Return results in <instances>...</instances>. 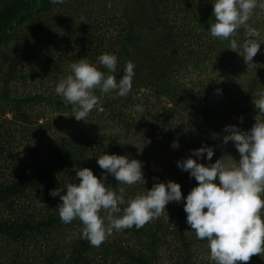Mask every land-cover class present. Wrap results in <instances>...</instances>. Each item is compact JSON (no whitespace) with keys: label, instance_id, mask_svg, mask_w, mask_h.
<instances>
[{"label":"trees","instance_id":"trees-1","mask_svg":"<svg viewBox=\"0 0 264 264\" xmlns=\"http://www.w3.org/2000/svg\"><path fill=\"white\" fill-rule=\"evenodd\" d=\"M213 4L214 0H64L55 4L52 0H0V264L196 262L192 248L202 240L185 235L188 223L183 199L172 202L170 214L176 223L171 230L163 231L158 220H151L139 229H114L111 237L94 247L82 238L83 224L79 219L67 224L61 221L56 209L62 201L50 193L68 183L78 184L77 171L88 168L119 195V188L125 185L99 167L98 157L126 155L125 142L137 125L150 126L157 134H169L171 121L178 115L174 110L194 117L205 128L194 148H213L212 161L223 153L228 121L238 117L242 120L240 129L243 124L253 127L258 115L253 98H259L264 91V43L260 57L244 71L245 29H237L229 40L212 37ZM25 32V45L20 46L17 34ZM39 36L45 38L47 47L52 45L50 50ZM231 39L237 40V52L229 49ZM258 39L264 40L261 36ZM24 53L38 57L40 63L31 65L28 73L20 64L10 83L6 78L10 63ZM105 53L117 57L116 71L111 73L117 82L127 62L135 65L132 89L124 97L115 91L102 95L94 90L100 97L98 105L85 121H77L72 106L55 93L59 81L72 73H63L58 63L72 64L86 58L108 74L109 70L98 63V57ZM137 53H149L150 65L139 63ZM212 64L219 67V72L225 71L223 83L235 77L238 70L242 72L245 82L239 86L238 94L221 98L218 103L199 99L198 93L190 95L182 75L206 72ZM217 82L218 79L210 82L200 93L209 96ZM21 84L29 89H20ZM51 84L52 93L33 88ZM137 105L144 111H136ZM163 108L168 109L162 114ZM46 109L50 111L46 113ZM159 114L162 119L156 123ZM93 121L90 136L82 138L72 132ZM104 123H115L121 135H107ZM21 146L26 147L24 154L17 153ZM200 159H208L207 154L203 158L196 156L197 162ZM187 178L184 173L173 172L171 181L181 186L182 197ZM125 192L124 195H136L133 188ZM64 194L66 189L61 192ZM124 199L122 210L128 197ZM100 215L105 214L101 211ZM126 234L128 243L122 240ZM168 235L179 244V255L161 253L160 240Z\"/></svg>","mask_w":264,"mask_h":264},{"label":"clouds","instance_id":"clouds-1","mask_svg":"<svg viewBox=\"0 0 264 264\" xmlns=\"http://www.w3.org/2000/svg\"><path fill=\"white\" fill-rule=\"evenodd\" d=\"M63 2L52 0L54 4ZM257 7L264 9V0H214L213 4L215 22L210 27L211 36L229 40L243 26L246 39L242 56L248 68L264 43L258 39L260 32L248 25ZM238 47L237 40L231 39L229 49L237 52ZM98 63L109 70L108 74L98 70L86 58L79 59L70 66L72 74L61 79L55 88L66 105L72 106L77 121H85L98 105L100 97L94 90L98 89L102 95L115 91L124 97L132 89L135 65L131 61L127 62L119 82L111 74L117 67L115 55L102 54ZM258 96L253 98L258 115L250 131H241L236 126L224 129L228 135L224 136L223 142H234L240 154L238 162L230 156L209 166L192 158L178 162V167L189 172L198 184L186 198L187 223L197 239L207 240L210 259L215 264H249L253 256L264 253V219L261 217L264 210V91ZM136 111L143 112L144 109L137 105ZM205 153L210 161L214 149L205 146L193 154L203 158ZM97 163L121 185L146 183L138 160L103 154ZM76 179L78 184L68 183L64 188L51 191L50 195L60 196L62 203L56 210L61 221L67 224L79 219L83 224L82 238L94 247H99L114 229L142 228L162 215L170 202L183 199L178 183H155L146 194L129 199L122 210L124 187L119 188L118 195L88 168L79 169ZM106 180L107 175L104 176ZM217 180L219 184L215 183ZM65 189L66 194L61 195ZM101 211L105 214L103 217ZM121 211L123 214L117 215Z\"/></svg>","mask_w":264,"mask_h":264},{"label":"rangeland","instance_id":"rangeland-1","mask_svg":"<svg viewBox=\"0 0 264 264\" xmlns=\"http://www.w3.org/2000/svg\"><path fill=\"white\" fill-rule=\"evenodd\" d=\"M248 25H251V27L257 29L260 32L261 38L264 39V9L260 7H257L256 9H254L253 15L248 21ZM243 28L244 27L241 26L238 29H243ZM38 34L39 33H36L35 35H38ZM17 35L20 39V41H18V45L24 46L25 45L24 39H26L27 33L25 32V33L17 34ZM38 39H40L41 43L44 46H46V42L43 43L45 39L44 37L39 36ZM261 41H264V40H261ZM46 48L50 50V48H52V45L48 47L46 46ZM260 51L253 58V61L257 59V57H260V54H259ZM149 55H150L149 53L143 54V55H141L140 53H137L135 56L138 58L137 61L139 63L149 66L150 65ZM36 61L40 63V59L38 57H32L28 53H24L22 55H18L14 57V59L11 61L10 66H9L8 75L6 76L7 80L10 81L11 83V79L16 76V69L19 67L20 64L24 65L23 71L28 73L31 68L30 66L36 65ZM70 66H71V63L69 61L67 63H62V64H60V62L58 63V68L62 67L63 73H67L68 71L70 72L71 71ZM246 66L247 64H245L243 67L244 71L246 70ZM226 71H230V70H226ZM244 73L246 74V72ZM185 75L186 76L182 75V79L184 80V84L185 83L187 84L190 95L194 93H198L197 97L199 99L205 98V101L210 100L211 102L215 100L216 103L220 102L221 98L222 99L229 98V96H234L238 94L239 86L241 85V83L245 82L244 81L245 78H242L243 76L242 72L238 70L236 72L235 77H233L232 75V79L229 78L225 83H223L224 81L223 79L224 77H226L225 71L223 70L219 72V67H216L214 64H212L210 69H208V71L206 72L205 71L203 73L199 72L193 76H190V74H185ZM217 79H218L217 86L214 88L213 92H210L209 96L206 94L200 93V91L204 92V89H206L210 85V82L215 83ZM37 86L40 88L36 86H34L33 88L39 90L41 93H46V92L52 93L53 91V87L51 88L52 84L46 88H43L39 85ZM19 88L29 89L22 84L19 86ZM168 107H171V105H169ZM166 109L168 108H163L161 113L162 114L165 113ZM97 110L98 112L101 111L100 108ZM46 111H47L46 113H48L50 110L46 109ZM174 111L178 115L174 118L175 119L174 121H171L172 125H171L170 132H168L169 134H165V133L157 134L156 131L152 130V128L150 126L148 127L147 125L145 126L137 125L135 129H133L132 132H130L131 134L130 133L128 134L130 135L129 136L130 138L127 139V141L125 142L127 146V152H126V155L124 156L128 157L130 160L135 159L141 162L142 172L146 180L145 184L137 183L134 185L124 186L125 191L126 190L128 191L130 190V188H133L136 192V195L135 194L134 195L132 194L124 195L128 197V200L132 199L133 197H136L137 195L146 194L148 190L152 189L155 183H165L166 184L168 181H171L173 172L175 170L179 173H184L188 175V178L183 183V191H184L183 203L184 204L186 203V198L188 194L191 192V190L194 187L198 186L197 181L195 180L194 177H191L189 172H185L181 168L178 167V162H181L187 158H192L196 160V156L193 154L195 150L194 146L196 145V139H198V137H201L205 128L203 126H199L197 120L194 117H190L180 110H174ZM160 115L161 114L158 115L159 117L158 116L156 117V123H157V119H162L160 118ZM255 118L253 119L254 123H255ZM133 119L137 120L138 118L134 116ZM65 120L67 119L66 118L63 119V123H65ZM240 122H242V120L238 119V117L233 118L232 120L228 121L230 126H236L239 129L241 127ZM104 126H105L104 132L107 135L108 134L111 136L121 135V132L115 123H109V124L104 123ZM247 126L248 127L244 126L243 124L242 128L245 131H250L251 126L248 124ZM93 127H95L94 121L91 122L89 125L86 124V126L84 128L82 127L81 130L79 131L74 130L72 132L74 133L77 132L78 135L84 138V137H88L91 135V132H92L91 128ZM242 128L240 129L241 131H243ZM135 132L136 134H134ZM223 133L225 132L223 131ZM49 142L50 141L47 139L48 145H50ZM25 152H26V147L21 146L18 149L17 153L24 154ZM225 156H226V159H227V156H230L235 161L237 162L239 161L240 154L237 151L234 142L229 141L227 144L223 145V153L220 158L214 159V161L212 160L209 161L208 159H200L197 163H201V164H204L205 166H209L210 164L215 163L217 160ZM215 183L219 184V181L217 180L215 181ZM171 211H173L172 202H170L166 206V210L163 212L162 215L152 220L154 222L158 220L160 224H162V227L164 228L163 231H166V230L169 231L171 230V228L175 227L176 222L174 221V216L170 214ZM261 217L262 219H264V210L261 211ZM177 228L178 227L174 229H177ZM185 235L188 239H192V240L194 238L196 239L195 232L192 231L190 225L188 224L185 228ZM127 239L128 240L130 239L129 236L127 234L123 235L122 240L128 243ZM159 244L162 246V247L160 246L161 248L160 251L164 255L166 254L167 255H175V254L177 255V253L179 255V251L181 248L179 244L177 243L176 239L172 235H168L165 240H160ZM207 244H208L207 240H202V242L198 241L196 242L197 246L192 248V251L194 252L193 258L196 261L194 262V264H210L209 262L212 261L210 259V249L208 248ZM212 264H215V262L212 261ZM249 264H264V253H262L261 255H258L257 259L255 260L253 259L249 261Z\"/></svg>","mask_w":264,"mask_h":264}]
</instances>
